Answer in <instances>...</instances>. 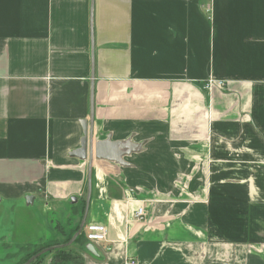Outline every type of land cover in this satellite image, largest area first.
Masks as SVG:
<instances>
[{"label":"crops","instance_id":"0c3cea01","mask_svg":"<svg viewBox=\"0 0 264 264\" xmlns=\"http://www.w3.org/2000/svg\"><path fill=\"white\" fill-rule=\"evenodd\" d=\"M84 126L114 160L73 157ZM143 170L191 174L190 197L133 222L171 186L126 182ZM90 187L84 229L105 225L110 250L78 244L80 264H264L248 247L264 246V0H0V264L64 239Z\"/></svg>","mask_w":264,"mask_h":264},{"label":"rangeland","instance_id":"374dc122","mask_svg":"<svg viewBox=\"0 0 264 264\" xmlns=\"http://www.w3.org/2000/svg\"><path fill=\"white\" fill-rule=\"evenodd\" d=\"M177 152L179 153L180 151H177ZM182 158L183 157H181L179 159V157H178V159H177L178 160V165H181V166L183 165V162L181 161ZM205 160H206V163H208V165L211 164V160L209 159V156L208 155L206 156L205 153L203 154V156H200L199 154L193 155V162L195 164L194 170H196V168H198V166L200 164H204L205 165ZM206 174L208 176V180H210V173H206ZM111 176L119 178V176L117 174H114V175H111ZM173 176H174V178H173ZM124 178H125V180H126V182L128 184H130L131 182H135L137 178H139L140 181L142 179H145L147 181L146 184L149 186V188H151L153 185L154 186L157 185V183L159 181H162V180L163 181H168V180H170V183H171L170 187L171 188L169 187L168 190L165 189L166 190V191H164V193H166L165 196L159 195L160 192H158L156 190V187H155L153 189V191H156L155 195H154V198H156V199H148V200L140 201L141 202L140 205H143L146 208L147 217H148L149 210H151L154 207V204H157L158 201L160 202L161 200L169 199L171 202H178V201L179 202H184L185 201V197H190L188 195L186 196V193H189V188H187V186L191 182V180H193L194 176H191V174H185L183 172H180V173H177L176 177H175V175H173L172 173H167V174L166 173L165 174L161 173L160 174V173L150 172L148 170H143L142 172L131 171L128 174H125ZM187 182H188V184H187ZM172 183H173V185H172ZM132 195H133V193H132ZM193 197H195V196H193ZM196 200L197 199H193L192 202L196 201ZM133 202H128V204L133 203ZM134 204H135L134 207L139 205L136 202H134ZM64 207H66L64 209V214H65L64 215V220L60 221L57 225L59 226L58 232H62L63 234L66 235V237L64 239H62L61 241H58V240L55 241L54 244H50V245L48 244L49 246H51V245H53V246L54 245H61V244H64V243L68 242L69 239L73 236V234H74V232H75V230H76V228H77V226L79 224L80 220L78 221V223H75L76 220H77V219H75V216L81 210V206L79 208H76L75 211H74V207H72V203H69V204H67ZM130 210H131V205L129 206V211ZM7 214L8 215L6 216V219H8L10 213H7ZM146 219L143 222H145ZM7 221H6V223H7ZM133 222H135V221H133ZM44 245L46 246V244H44ZM6 246L9 247V245H6ZM43 246H41V247H43ZM41 247H39V248H41ZM74 247H75V249H74ZM248 247H249L250 253H253V251H255L256 255H262L261 257L264 256V246H259V245H256V244H250V245H248ZM80 249H83V248H81L79 246V250ZM70 250L72 252V255L71 254L70 255L71 256L74 255L73 257L77 258L75 255L77 254L76 251L78 250V245L72 246L70 248ZM43 259L46 260L47 257L43 258ZM77 261L78 260L76 259V263H78Z\"/></svg>","mask_w":264,"mask_h":264},{"label":"trees","instance_id":"16d2710c","mask_svg":"<svg viewBox=\"0 0 264 264\" xmlns=\"http://www.w3.org/2000/svg\"><path fill=\"white\" fill-rule=\"evenodd\" d=\"M85 207L86 204L83 201V204L81 205V210L79 211V215L80 218L83 217L84 213H85ZM81 221V220H80ZM79 231V224L73 234V236L69 239L68 242L64 243V244H68L72 238L74 237V235ZM84 242H86V236L84 231L77 237V239L74 241L73 245H78L81 244L83 245ZM63 245V244H61ZM41 245H37V246H32V245H27V246H19L16 245L12 248H8L10 249L9 254L5 253V259H3V264H27L31 259H33L34 257H36L37 255H39L41 252H43L44 250L48 249L49 246H43ZM56 246V245H54ZM41 247V248H39ZM51 247V246H50ZM71 247H66L64 249H57L54 250L55 255L52 259L51 264H80L79 262V256L78 254H76L75 256L77 258H74L72 255V252L70 250ZM54 252H49L47 254H42L39 257H37L34 261H32L30 264H42L47 256H49L50 254L54 253ZM71 254V255H70ZM74 258V259H73ZM76 259L78 260L76 263Z\"/></svg>","mask_w":264,"mask_h":264},{"label":"water","instance_id":"95a60500","mask_svg":"<svg viewBox=\"0 0 264 264\" xmlns=\"http://www.w3.org/2000/svg\"><path fill=\"white\" fill-rule=\"evenodd\" d=\"M114 148H115V145L110 143V142L94 143L93 139L89 141L87 126H84V138L81 141V148L73 154V157L77 158L81 161L89 160L91 164H93L94 160L112 161L115 158ZM89 191L90 192L88 194L87 207H86V211H85L84 216H83L82 225H81L78 233H76V235L74 236V238L72 239V241L68 245L72 244L84 229V225L86 223L87 216H88L89 203H90V199H91V187H90ZM32 201H33V199H32ZM28 203L30 204L31 202H28ZM68 245H64V246H60V247H56V248L57 249L58 248H65ZM56 248L44 250L39 255H37L36 257L31 259L27 264H30L32 261H34L40 255L45 254V253H47L53 249H56Z\"/></svg>","mask_w":264,"mask_h":264},{"label":"built area","instance_id":"2783aa9c","mask_svg":"<svg viewBox=\"0 0 264 264\" xmlns=\"http://www.w3.org/2000/svg\"><path fill=\"white\" fill-rule=\"evenodd\" d=\"M225 85L226 84L223 81L210 78L206 83L205 89L211 92L215 87L223 88L225 87ZM129 201L133 202L131 198L129 199ZM130 211H131L130 218L132 221L143 222L147 217V211L143 205H137L134 209H131ZM84 233L86 236V241L88 243L97 246L106 245L107 250H110L109 230L105 225L88 224L84 229ZM125 264H138V263L136 260H134V258H128Z\"/></svg>","mask_w":264,"mask_h":264},{"label":"bare ground","instance_id":"6f19581e","mask_svg":"<svg viewBox=\"0 0 264 264\" xmlns=\"http://www.w3.org/2000/svg\"><path fill=\"white\" fill-rule=\"evenodd\" d=\"M133 223V222H132Z\"/></svg>","mask_w":264,"mask_h":264}]
</instances>
